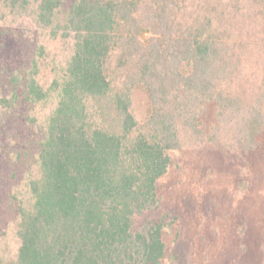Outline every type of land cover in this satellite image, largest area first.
<instances>
[{
  "label": "trees",
  "instance_id": "1",
  "mask_svg": "<svg viewBox=\"0 0 264 264\" xmlns=\"http://www.w3.org/2000/svg\"><path fill=\"white\" fill-rule=\"evenodd\" d=\"M39 8L50 23L64 12L55 25L72 43L47 86L36 61L0 73V132L20 100L54 102L30 201L17 206L18 246L0 264H162L163 219L137 228L134 217L158 206L172 153L262 147L264 0H41ZM135 90L147 98L141 120Z\"/></svg>",
  "mask_w": 264,
  "mask_h": 264
},
{
  "label": "rangeland",
  "instance_id": "2",
  "mask_svg": "<svg viewBox=\"0 0 264 264\" xmlns=\"http://www.w3.org/2000/svg\"><path fill=\"white\" fill-rule=\"evenodd\" d=\"M40 1L0 0V73L24 72L36 61L37 77L47 86L72 42L55 25L61 27L64 12L57 10L51 23L41 19ZM132 102L141 120L148 109L143 91L135 90ZM53 103L20 100L1 127L0 253L7 256L18 246L17 206L30 201L28 182L37 172L38 142ZM261 140V149L245 154L216 145L210 151L172 153V163L159 180L158 206L134 217L137 228L163 219L162 264H264V137Z\"/></svg>",
  "mask_w": 264,
  "mask_h": 264
}]
</instances>
